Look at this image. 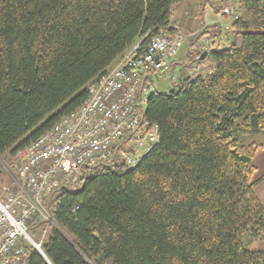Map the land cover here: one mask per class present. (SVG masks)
I'll return each instance as SVG.
<instances>
[{"label": "trees", "instance_id": "16d2710c", "mask_svg": "<svg viewBox=\"0 0 264 264\" xmlns=\"http://www.w3.org/2000/svg\"><path fill=\"white\" fill-rule=\"evenodd\" d=\"M179 1L0 0L6 165L80 107L88 85L136 42L146 45L163 28L178 35ZM226 38L223 50L195 51L192 62L214 67L206 78L188 77L183 66L173 79V63L175 91H157L145 109L159 140L136 165L114 155L86 167L78 186L65 181L50 194L45 209L57 227L43 252L25 244L24 264H264V248L248 247L264 246L253 164L264 143L239 136L264 132V0H242ZM30 222L31 234L49 225L39 214Z\"/></svg>", "mask_w": 264, "mask_h": 264}, {"label": "built area", "instance_id": "2783aa9c", "mask_svg": "<svg viewBox=\"0 0 264 264\" xmlns=\"http://www.w3.org/2000/svg\"><path fill=\"white\" fill-rule=\"evenodd\" d=\"M241 1L228 0L213 22L220 34L206 33L196 44L198 51L224 48L225 33L231 29L228 19L238 17ZM183 41V34L171 36L166 28L146 45L139 41L88 85L89 98L80 107L15 151L9 166L14 182L0 187V264H24L25 244L31 242L28 224L36 214L49 218L45 203L65 181L78 186L87 176L86 167L105 163L114 155L134 166L140 159L138 150L147 153L158 142L157 127L145 114L147 95L156 92L152 78L170 72ZM213 70L210 63L198 64L188 76L206 78Z\"/></svg>", "mask_w": 264, "mask_h": 264}, {"label": "rangeland", "instance_id": "374dc122", "mask_svg": "<svg viewBox=\"0 0 264 264\" xmlns=\"http://www.w3.org/2000/svg\"><path fill=\"white\" fill-rule=\"evenodd\" d=\"M221 1L222 0H181L174 4L173 21L177 22L178 27L183 30L185 35H187L186 40L190 41V38H191V36H189L190 34L189 29L193 28V31H196L195 29L201 25V28L198 31L199 32L204 31L207 28V26L205 25V22L207 21V23H212L214 21V17L216 15V7L221 4ZM225 36H226V33H225ZM186 40H184V42ZM156 82H157V89L160 90L161 92H169L170 89L174 87L172 85V81L169 80L166 73H162L159 79L156 78ZM244 130H247V129H244ZM261 133L264 134L263 131H261ZM239 135L242 136L241 133ZM241 140H242V137H241ZM242 141L245 143L252 142L249 140H242ZM144 154L145 153L142 149L138 150V155L140 157L143 156ZM0 171H1L0 187L4 188V187H7L8 185H11L14 182V175L10 167L6 165V163L4 162L2 158H0ZM39 215H41L43 219H46L49 221V225H46V227L38 228L36 231V234L32 233L34 236L30 233L32 238L37 243L40 244L41 239L44 236V233L49 232L51 229V226L57 227V223L51 220L50 217L49 218L43 217L42 213H40ZM31 223L32 222H30V224ZM29 244L33 245L32 242L30 241H29ZM248 247L250 250H257V249L264 248V246L262 245L260 241H255L253 243H250Z\"/></svg>", "mask_w": 264, "mask_h": 264}, {"label": "crops", "instance_id": "0c3cea01", "mask_svg": "<svg viewBox=\"0 0 264 264\" xmlns=\"http://www.w3.org/2000/svg\"><path fill=\"white\" fill-rule=\"evenodd\" d=\"M212 19V18H211ZM201 28V25L196 28V31H193V28L189 29V36H191L190 41L186 40L187 35H185V39L186 40L181 48L180 51V56L177 59V65H175L176 67V71L174 72V77L173 79L178 78V76L181 74V69L183 68V66H186V74L187 71L189 70L190 67H193L197 64H205V62H192L196 52L194 48H196V42L198 41V38H196V40L193 41V39L198 35L197 33L199 32L198 30ZM181 29V28H180ZM178 33L182 34L184 33L183 30L181 29ZM201 38V37H200ZM194 42V43H193ZM114 66V65H113ZM162 73H157L154 76V81H155V85L157 88V82H156V78H160V76L162 75ZM169 80L172 81L173 84V79L167 75ZM160 91V90H159ZM161 92V91H160ZM242 134V140H249V141H257L259 143H264V134L263 133H251L249 130H241L239 131V134ZM245 136V137H244ZM253 164L256 167V174L254 176V180L256 181V191L258 193V195L260 196V198L262 199V201L264 202V149H262L261 151L258 152V154L254 157L253 159Z\"/></svg>", "mask_w": 264, "mask_h": 264}, {"label": "water", "instance_id": "95a60500", "mask_svg": "<svg viewBox=\"0 0 264 264\" xmlns=\"http://www.w3.org/2000/svg\"><path fill=\"white\" fill-rule=\"evenodd\" d=\"M174 91H175V87H172L169 92L173 93ZM152 95H153V92L148 93V95H147L148 99L151 98ZM30 239H31L32 244L34 245V247H36L39 251L43 252V249H42L41 245L39 243H37L36 241H34L32 238H30Z\"/></svg>", "mask_w": 264, "mask_h": 264}, {"label": "bare ground", "instance_id": "6f19581e", "mask_svg": "<svg viewBox=\"0 0 264 264\" xmlns=\"http://www.w3.org/2000/svg\"><path fill=\"white\" fill-rule=\"evenodd\" d=\"M138 42H139V41H138ZM138 42H136L135 44H137ZM135 44H134V45H135ZM30 237L32 238V236H30ZM34 241H35V240H34Z\"/></svg>", "mask_w": 264, "mask_h": 264}]
</instances>
